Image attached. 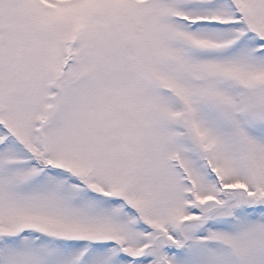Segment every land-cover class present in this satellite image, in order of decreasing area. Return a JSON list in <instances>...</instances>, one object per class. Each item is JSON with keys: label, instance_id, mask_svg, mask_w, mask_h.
I'll list each match as a JSON object with an SVG mask.
<instances>
[{"label": "snow or ice", "instance_id": "6c2138e0", "mask_svg": "<svg viewBox=\"0 0 264 264\" xmlns=\"http://www.w3.org/2000/svg\"><path fill=\"white\" fill-rule=\"evenodd\" d=\"M0 264H264V0H0Z\"/></svg>", "mask_w": 264, "mask_h": 264}]
</instances>
